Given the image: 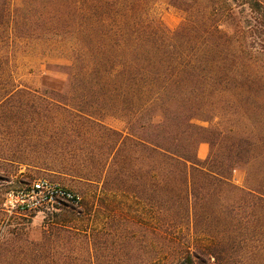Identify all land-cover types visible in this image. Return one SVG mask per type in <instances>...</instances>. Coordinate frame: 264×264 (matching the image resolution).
<instances>
[{"label": "trees", "instance_id": "1", "mask_svg": "<svg viewBox=\"0 0 264 264\" xmlns=\"http://www.w3.org/2000/svg\"><path fill=\"white\" fill-rule=\"evenodd\" d=\"M157 1L0 0V179L4 164L38 167L24 144L63 124L94 162L60 168L97 188L37 237L32 209L0 206V264H264V0H168L176 30ZM16 39L71 40L64 95L18 80ZM35 101L73 119L36 123Z\"/></svg>", "mask_w": 264, "mask_h": 264}, {"label": "rangeland", "instance_id": "2", "mask_svg": "<svg viewBox=\"0 0 264 264\" xmlns=\"http://www.w3.org/2000/svg\"><path fill=\"white\" fill-rule=\"evenodd\" d=\"M153 15L171 30L179 28L185 17L184 13L172 6L168 0H158L154 5ZM13 47V69L18 80L32 90L40 91L47 96L58 97L65 94V91H60L58 88L62 82L67 80L65 67L71 64L73 57L71 40L16 39ZM44 83H47V92L42 91L45 86ZM70 93L78 96L81 91H70ZM46 115H49L50 118L56 117L57 121L73 119L70 112L45 101L27 104L25 116L29 119L40 124L46 119ZM105 121L119 128L124 126L121 120L107 118ZM194 122L200 125H209V122L199 117L195 118ZM79 127L82 129L80 125ZM74 128L70 125L65 128L63 124L56 128L53 126L38 128L40 135L38 132L36 134L43 139L44 143L31 144V141L30 143L26 142L27 145L24 144V151L27 154L36 153L39 156L40 164L38 167L28 168L26 165L18 166L17 164L7 165L3 163L5 175L9 173L11 178L8 180L0 179V206L14 209L24 198L27 199V196L22 192L23 187L21 185L24 183L30 185L40 178H47L59 183L79 194L81 199L93 194L92 192L97 189L94 184L65 173L59 166V163H68L74 164L84 171H90L93 168V148L85 146L84 136L80 135V132L75 131ZM209 152V143H202L199 146L200 158H207ZM244 178V171L239 169L235 173V182L243 184ZM74 208H78V206L72 202L64 201L61 204H56L55 207L48 206L33 210L25 216V221L31 222L33 237H37L41 234L50 215L55 213L66 215ZM11 210L6 212L9 216L12 214Z\"/></svg>", "mask_w": 264, "mask_h": 264}, {"label": "built area", "instance_id": "3", "mask_svg": "<svg viewBox=\"0 0 264 264\" xmlns=\"http://www.w3.org/2000/svg\"><path fill=\"white\" fill-rule=\"evenodd\" d=\"M22 192L27 196V199L24 198L18 204L27 206L32 210L48 206L55 207L56 204H61L64 201L78 205L81 201L79 194L47 178L36 180L31 190H23Z\"/></svg>", "mask_w": 264, "mask_h": 264}]
</instances>
